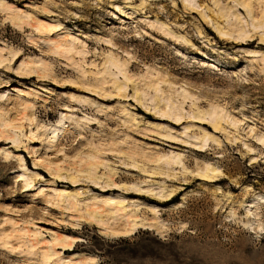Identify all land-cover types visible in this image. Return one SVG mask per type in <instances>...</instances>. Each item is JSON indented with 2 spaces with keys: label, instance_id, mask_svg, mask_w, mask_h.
Segmentation results:
<instances>
[{
  "label": "rangeland",
  "instance_id": "rangeland-1",
  "mask_svg": "<svg viewBox=\"0 0 264 264\" xmlns=\"http://www.w3.org/2000/svg\"><path fill=\"white\" fill-rule=\"evenodd\" d=\"M257 195L264 0H0V264H264Z\"/></svg>",
  "mask_w": 264,
  "mask_h": 264
},
{
  "label": "bare ground",
  "instance_id": "bare-ground-1",
  "mask_svg": "<svg viewBox=\"0 0 264 264\" xmlns=\"http://www.w3.org/2000/svg\"><path fill=\"white\" fill-rule=\"evenodd\" d=\"M217 32L219 33V34H221V35H225V33H222L221 32V30H219V29H217ZM224 40V39H223ZM259 141H263V139H261V138H259L258 139ZM171 198H172V196H171ZM170 198V199H171ZM169 200V198L168 199H166V202ZM255 200H256V202L255 203H263L264 202V195H257L256 197H255ZM253 203H254V201H252ZM253 206V205H252ZM250 213V212H249ZM92 217H93V215H91ZM96 221H97V219H96ZM134 226V225H133ZM133 230V229H132ZM68 249H71V248H68ZM65 250H67V249H65Z\"/></svg>",
  "mask_w": 264,
  "mask_h": 264
}]
</instances>
